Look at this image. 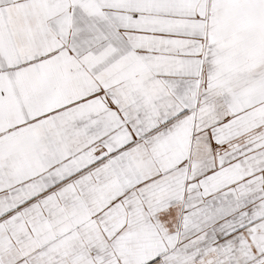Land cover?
Instances as JSON below:
<instances>
[{
	"label": "snow or ice",
	"instance_id": "snow-or-ice-1",
	"mask_svg": "<svg viewBox=\"0 0 264 264\" xmlns=\"http://www.w3.org/2000/svg\"><path fill=\"white\" fill-rule=\"evenodd\" d=\"M0 264H264V0H0Z\"/></svg>",
	"mask_w": 264,
	"mask_h": 264
}]
</instances>
